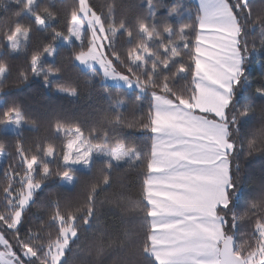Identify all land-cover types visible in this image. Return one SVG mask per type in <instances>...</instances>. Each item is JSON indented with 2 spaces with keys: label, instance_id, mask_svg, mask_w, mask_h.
Wrapping results in <instances>:
<instances>
[{
  "label": "snow or ice",
  "instance_id": "6c2138e0",
  "mask_svg": "<svg viewBox=\"0 0 264 264\" xmlns=\"http://www.w3.org/2000/svg\"><path fill=\"white\" fill-rule=\"evenodd\" d=\"M141 2L0 0V264H264V0ZM77 66L108 99L87 129L13 94L76 97Z\"/></svg>",
  "mask_w": 264,
  "mask_h": 264
},
{
  "label": "trees",
  "instance_id": "16d2710c",
  "mask_svg": "<svg viewBox=\"0 0 264 264\" xmlns=\"http://www.w3.org/2000/svg\"><path fill=\"white\" fill-rule=\"evenodd\" d=\"M96 2L109 3L111 0H96ZM116 3L118 6V13L122 12L124 9H128L132 15L143 11L145 7V4L142 3L141 0H116ZM183 3L193 8L196 5L193 0H183ZM11 62L16 65H23L24 60L23 57H21L20 59L12 60ZM252 70L254 73L258 72L259 65L253 64ZM90 75V71L81 66H77L75 69L69 70V74L65 77V79H70L78 85L79 95L76 97L59 93L55 91L54 88H45L38 79L33 80L27 86L21 88L18 91L14 90L13 94L25 102L26 109L31 116L38 118L42 122L50 121L53 117L59 116L69 123H79L83 128L87 129L92 124L96 123L99 120L101 114L108 108V99L103 92L101 82L96 79L91 84H89L87 81ZM104 83L111 90L115 91L117 85L107 82ZM125 90L128 91V95L130 97L134 95L135 90ZM34 135H37V133L32 132L27 128L25 129L26 139H30ZM39 135L50 138H53L54 136V134L50 131H46L43 126L41 127ZM0 141L11 143V133L4 134L0 132ZM55 142L59 144L61 139L55 138ZM137 142L140 143L141 146L144 144L142 138L137 140ZM6 162L7 158L4 157L3 161L1 162V167H3ZM262 162L264 161H261L260 158H257L252 162L251 166L259 170ZM84 172L86 173V170H84ZM120 184L125 186L124 190L127 194H130L133 197L138 195L140 179L137 177L135 172L122 171L121 181L117 185H114L113 190L119 191ZM52 187H55V185ZM103 219L108 225L115 224L117 227L121 225V221L119 219H114L111 212H108ZM136 223L137 222L135 219H129L126 222V226L130 229L135 228ZM96 230L97 226H93L92 229H86L81 238L82 241L85 237L90 239ZM83 258L84 257L82 256H77L75 259L78 262Z\"/></svg>",
  "mask_w": 264,
  "mask_h": 264
},
{
  "label": "rangeland",
  "instance_id": "374dc122",
  "mask_svg": "<svg viewBox=\"0 0 264 264\" xmlns=\"http://www.w3.org/2000/svg\"><path fill=\"white\" fill-rule=\"evenodd\" d=\"M193 1H194L195 4L198 3V0H193ZM81 67H83V66H81ZM97 67H98V66H97ZM83 68H84V67H83ZM86 69H87V68H86ZM98 70H99V68H98ZM105 82L110 83V84H115V85H117L116 82L111 81V80H109V81H105ZM3 159H4V157H0V167L2 166L1 162L3 161Z\"/></svg>",
  "mask_w": 264,
  "mask_h": 264
}]
</instances>
